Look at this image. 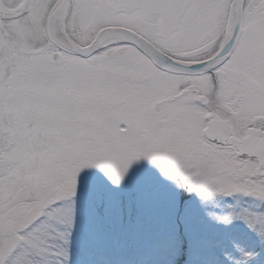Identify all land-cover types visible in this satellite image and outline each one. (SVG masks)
<instances>
[{
    "label": "snow or ice",
    "instance_id": "snow-or-ice-1",
    "mask_svg": "<svg viewBox=\"0 0 264 264\" xmlns=\"http://www.w3.org/2000/svg\"><path fill=\"white\" fill-rule=\"evenodd\" d=\"M0 264H264V0H0Z\"/></svg>",
    "mask_w": 264,
    "mask_h": 264
}]
</instances>
